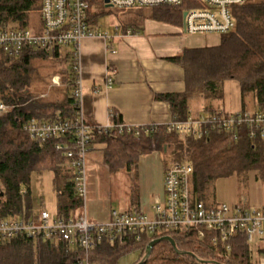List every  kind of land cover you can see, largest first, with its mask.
<instances>
[{
	"label": "trees",
	"instance_id": "trees-1",
	"mask_svg": "<svg viewBox=\"0 0 264 264\" xmlns=\"http://www.w3.org/2000/svg\"><path fill=\"white\" fill-rule=\"evenodd\" d=\"M41 7L42 0H0V29L34 31L32 20L41 18ZM187 9L184 5L133 11L137 19L148 17L182 24ZM233 12L235 29L221 36L217 46L185 50L169 59L183 68L186 89L180 94L158 98L170 104L175 118L185 119L195 105H202L204 112L216 111L223 85L230 80L240 86L242 110H264V0H247ZM73 53L74 49L60 47L31 48L17 58L0 56V101L11 107L8 113L0 115V219L26 215L34 218L31 181L33 176L45 173L53 175L57 217L69 219L82 212L83 202L73 187V169L69 160L55 150L56 141L32 140L24 130L32 119L68 120L76 115L77 74ZM49 58H62L65 64L58 73L62 88L45 95L36 87L40 68L36 63ZM249 96L256 106L254 111L247 109ZM94 144L102 146L103 163L112 173L133 172L142 156L170 148L168 155L174 162L192 165V193L207 206L219 204L210 193L219 179L251 172L264 178V140L250 139L245 133L238 140L216 132L198 140L168 133L162 127L157 134L140 138L116 133L97 135ZM165 236L175 241L176 249L162 242L146 258L152 239L124 250L107 242L96 248L91 258L95 264H117L124 254L140 249L141 259L136 264H255L244 234L233 240L232 252L227 255L208 236L200 238L197 230H178L156 239ZM83 256L79 248L70 249L59 238L16 237L0 243V264H80Z\"/></svg>",
	"mask_w": 264,
	"mask_h": 264
},
{
	"label": "built area",
	"instance_id": "built-area-1",
	"mask_svg": "<svg viewBox=\"0 0 264 264\" xmlns=\"http://www.w3.org/2000/svg\"><path fill=\"white\" fill-rule=\"evenodd\" d=\"M95 0H42L41 30L0 29V56H21L24 50L73 47L76 81L74 102L76 115L68 120L39 121L32 119L25 126L32 140H54L55 150L69 160L73 169V187L83 202L81 214L69 219L56 217L51 220L44 204L36 218L19 217L0 219V243L16 237L31 239L59 238L68 248L83 252L80 264H95L92 253L107 242L118 249H129L144 240L178 230H197L200 238H210L213 245L221 246L224 254L233 249V240L244 234L251 248L254 242L264 243V207L217 204L207 206L192 193L193 167L188 163L174 162L165 171L164 198L148 211H112L104 223L90 222L87 218V165L89 153L97 135H129L135 138L153 136L162 127L168 133L181 137L203 139L212 133H223L238 140L245 133L250 139L264 140V110H244L193 113L179 120L175 117L166 124L152 123L134 126L126 123L92 125L84 114V93L78 60L80 44L86 39H101L111 44L116 38L133 34V30L116 27L115 34L91 25ZM102 1V0H100ZM105 3V0H103ZM111 7L133 11L160 7L188 6L182 30L188 35L224 36L235 29L234 8L247 0H108ZM106 5V4H105ZM184 13V14H185ZM112 53H115L114 51ZM113 79L108 77L106 88L111 89ZM11 107L0 101V115ZM23 193H26L25 191ZM148 248V247H147Z\"/></svg>",
	"mask_w": 264,
	"mask_h": 264
},
{
	"label": "crops",
	"instance_id": "crops-1",
	"mask_svg": "<svg viewBox=\"0 0 264 264\" xmlns=\"http://www.w3.org/2000/svg\"><path fill=\"white\" fill-rule=\"evenodd\" d=\"M98 2L94 1V7H100ZM95 16L92 14L91 25L100 28ZM136 22L134 25L121 24L123 32L126 30L124 27H130L128 29L133 30V34L116 38L111 44L101 39H86L80 44L78 60L84 93L83 110L92 125L126 123L144 126L152 123L163 125L171 121L174 115L170 104L158 96L183 93L186 83L183 68L169 59L185 50L217 46L221 41V36L218 41L214 35L205 37L185 34L181 23L172 24L148 17L137 19ZM108 77L113 79L111 89L106 88ZM236 83L239 88L237 98L234 94L229 95L228 102L223 106L238 109L242 103L243 109L241 89ZM201 110L202 105L190 109L193 113L203 112ZM101 148V145L94 144L88 161L101 153ZM168 150L170 148H165L164 153L167 154ZM170 166L164 164L159 178L162 192L157 198L161 201L164 198V173ZM142 197L140 193L131 197V209L148 211L153 206ZM232 205L248 207L249 199L242 197L239 203ZM263 207L264 202H261L259 208ZM88 217L90 215L87 210Z\"/></svg>",
	"mask_w": 264,
	"mask_h": 264
},
{
	"label": "rangeland",
	"instance_id": "rangeland-1",
	"mask_svg": "<svg viewBox=\"0 0 264 264\" xmlns=\"http://www.w3.org/2000/svg\"><path fill=\"white\" fill-rule=\"evenodd\" d=\"M98 3H100V7L96 5L92 10V14L96 15L97 25L111 35L115 34L116 27L120 28L121 24L134 25L137 23L134 11L106 7L103 0H99ZM32 24L34 25V31L41 30L40 17H35ZM214 37L220 41V36L214 35ZM66 49H73V47ZM63 64L65 63L62 58L37 61L36 65L40 68L36 87L39 91H44L43 94L47 95L62 88V80L58 73L62 71ZM238 90L236 81H226L223 85L222 99L216 103L218 109H222L223 105L228 102L229 95L234 94L237 98ZM238 101L241 102L240 99ZM246 104L247 109L250 111L255 110L256 106L251 96L246 98ZM224 109L232 112L239 111L242 110V103L238 109L227 106ZM170 152L168 150L165 154L163 151H154L142 156L139 160L138 170L132 174L126 171L112 173L109 167L103 163L102 153L91 157L87 165L88 195L86 198V211L88 210L90 215L88 220L103 223L110 219L108 215L114 210L124 213L135 211L129 205L132 200L131 197L138 195V193L147 200L149 205L161 202V199L157 198L162 192L159 178L162 176L161 172L164 164L174 163V159L168 155ZM31 191L33 211L36 214L34 218L37 217V213L40 212L42 204H44L51 220L55 219L58 211V199L53 187V175L45 173L40 176H33ZM210 193L219 204L232 205L239 203L242 197L248 198V207L256 209L259 208L261 202H264V178L258 177L256 172L222 178L215 182ZM251 250L254 263L264 264V244L254 242ZM141 255L140 249L131 250L124 254L117 264H136L140 261Z\"/></svg>",
	"mask_w": 264,
	"mask_h": 264
},
{
	"label": "water",
	"instance_id": "water-1",
	"mask_svg": "<svg viewBox=\"0 0 264 264\" xmlns=\"http://www.w3.org/2000/svg\"><path fill=\"white\" fill-rule=\"evenodd\" d=\"M105 4H106V7H111L109 5V2L108 0H105ZM186 16V13L184 14V17ZM162 242H168L169 244H171V246L176 249V243L175 241L169 237V236H165V237H162V238H159V239H156V240H153L149 245H148V248H147V253H146V258H149L150 255L152 254V251L154 249L155 246H157L158 244L162 243Z\"/></svg>",
	"mask_w": 264,
	"mask_h": 264
}]
</instances>
